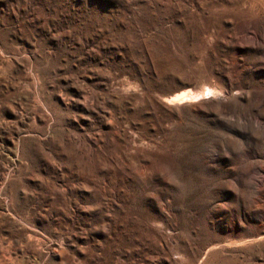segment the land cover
I'll return each mask as SVG.
<instances>
[{"label": "rangeland", "instance_id": "rangeland-1", "mask_svg": "<svg viewBox=\"0 0 264 264\" xmlns=\"http://www.w3.org/2000/svg\"><path fill=\"white\" fill-rule=\"evenodd\" d=\"M0 264H264V0H0Z\"/></svg>", "mask_w": 264, "mask_h": 264}, {"label": "bare ground", "instance_id": "bare-ground-1", "mask_svg": "<svg viewBox=\"0 0 264 264\" xmlns=\"http://www.w3.org/2000/svg\"><path fill=\"white\" fill-rule=\"evenodd\" d=\"M190 98L189 99H191L192 98V96H189ZM182 102H184V100L183 99H181V100H177V102H175V103H182Z\"/></svg>", "mask_w": 264, "mask_h": 264}]
</instances>
